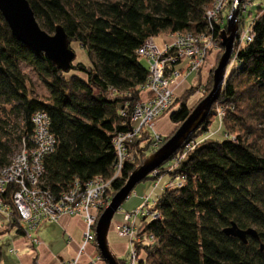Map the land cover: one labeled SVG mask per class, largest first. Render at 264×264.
<instances>
[{"label":"trees","instance_id":"trees-1","mask_svg":"<svg viewBox=\"0 0 264 264\" xmlns=\"http://www.w3.org/2000/svg\"><path fill=\"white\" fill-rule=\"evenodd\" d=\"M212 1L28 0L43 30L52 34L60 26L67 41L84 50L89 65L71 63L67 71L19 42L0 13V170L10 164L18 146L15 154L23 146L35 147L33 118L43 113L54 143L41 158L39 189L57 199L76 182L102 176L110 180L106 193L110 200L148 149L130 142L136 160L123 163L115 176L112 141L128 131L148 75L138 48L149 37L205 30L204 14ZM248 15L253 38L234 47L241 65L229 72L208 117L183 143L194 141L195 146L170 171L181 183L166 186L157 198L153 208L159 218L140 221L137 236L151 240L135 242L136 264H264V5ZM21 65L43 84L46 97L31 93ZM218 104L224 112L217 118L222 138L205 137ZM193 108L180 102L170 121L179 126ZM173 157L156 169L159 175L154 180L165 173ZM15 189L14 184L7 185L0 202L10 213L7 226L24 235L12 200ZM231 223L255 229L258 238L248 236L243 243L226 235L223 230ZM5 231L0 228V237ZM2 257L0 244V262Z\"/></svg>","mask_w":264,"mask_h":264},{"label":"built area","instance_id":"built-area-1","mask_svg":"<svg viewBox=\"0 0 264 264\" xmlns=\"http://www.w3.org/2000/svg\"><path fill=\"white\" fill-rule=\"evenodd\" d=\"M213 1L205 10L204 18L207 24L205 32L177 31L159 37H149L138 48L139 59L146 60L148 64V75L140 88V97L135 101L130 114L128 131L117 134L112 141L116 151L115 164L118 168L115 176L119 173L123 163L132 161L130 160L132 154L128 139L138 134L139 124L149 123L171 105V84L180 75V70L185 68L187 72L196 73L205 62L208 54L212 50H216L219 45L221 47L220 32L225 29L223 28L225 21L224 19L219 20L218 15L222 13L225 4L223 0ZM239 5V14L242 13L243 18L240 31L236 34L234 41L237 47L251 42L253 38L251 17L248 16V12L254 6L250 0H242ZM258 6L260 4H256L255 7ZM217 13L219 14L217 15ZM240 65L241 63L236 60L233 53L227 65V72L238 68ZM232 109L231 107L230 110ZM223 114L221 107L217 111V118L221 119ZM33 122L35 124V147L27 150L23 146L13 156L10 164L0 170V193L5 191L7 185H15L16 189L12 200L18 212L17 222L21 224L24 236L29 238L33 245L38 244V239L31 237L30 231L38 224L44 221H57L62 215L81 216L85 224L82 244L78 253L66 263L77 264L86 246L95 243L97 219L110 201L106 196L110 188V180L96 176L83 184L76 182L57 199L49 192L40 190L38 184L42 174L41 158L52 150L54 139L48 132L49 120L45 114H36ZM154 136L152 146L155 148V146L158 147L161 138L156 133ZM194 146V141L183 145L178 151L179 153L173 155L172 163L168 168L170 170L177 168L187 151ZM156 174L157 170H154L149 176L153 177ZM180 183L181 181L174 185L179 186ZM168 186L173 185L169 184ZM143 201L138 208L131 212H125L122 223L114 227L116 234L121 238H128L131 244L130 256L126 264H136L137 261L135 242L138 238L140 223L136 225V219L159 218L158 213L153 208L156 201H153V207L148 205V197H145ZM6 208L0 204V212L7 213ZM147 240L150 241L151 236H148ZM95 262L104 264L99 254H97Z\"/></svg>","mask_w":264,"mask_h":264},{"label":"water","instance_id":"water-1","mask_svg":"<svg viewBox=\"0 0 264 264\" xmlns=\"http://www.w3.org/2000/svg\"><path fill=\"white\" fill-rule=\"evenodd\" d=\"M240 1L234 0L231 14L226 19V27L220 32L223 52L212 72V85L208 94L197 103L163 145L145 158L130 173L124 185L113 195L108 205L99 215L95 225V244L105 264H119L107 241L111 221L116 212L120 210L121 205L131 194L134 187L145 180L161 164L168 161L189 136L203 124L212 106L220 97L228 73L227 65L234 53V41L238 29V4ZM0 13L11 34L19 42L35 52L44 54L60 69L69 70L75 58V53L68 46L67 36L62 27H56L52 34L43 30L38 24L28 0H0ZM223 232L226 235L238 238L243 243H246L248 236L258 238L255 229H240L235 223H231L230 226L224 228Z\"/></svg>","mask_w":264,"mask_h":264},{"label":"rangeland","instance_id":"rangeland-1","mask_svg":"<svg viewBox=\"0 0 264 264\" xmlns=\"http://www.w3.org/2000/svg\"><path fill=\"white\" fill-rule=\"evenodd\" d=\"M233 2H234V0H223L225 7H224L221 14L217 13V15L219 14L218 15L219 20L224 19L225 27H226V19L231 14V11H232ZM250 2L252 3V5L254 7L256 6V4L264 5V0H250ZM238 6H240V5L238 4ZM250 8H252V7H250ZM253 8L251 10H253ZM242 16H243L242 13L241 14L238 13L237 33H238V31H240V28H241V23H242L241 20L243 18ZM199 32H205V30H201ZM68 46L75 53V58H74L72 64H77L80 62V63H84L86 65H89V60L86 57L84 50L81 48L79 43H77L75 41H69ZM218 47H217L218 49L216 48V50H212L208 54L205 62L202 64V66H200L198 68L196 73L195 72H187V70L185 68L180 70V75L177 78H175V80H173V83L171 84V89H172V103H171V105L165 111H163L160 115H158L156 118L152 119L149 123L144 124V125L139 124L140 129H139L138 134H136V135H134L128 139L129 142H136V145L138 147L148 146V149L145 153V157H144L143 161L150 154H152L154 151H156L160 146H162L163 143L174 133L175 129H177V127H178L176 124H173L171 122L173 124V127H174L172 132L169 134H166V135H162L161 133H158L154 129L155 120H157L160 116H163V115H168V117H169L170 113L178 106V104L180 102H183V101L186 103V106L188 108H193L197 105V103L203 97H205L208 94V92L211 88V85H212V72L215 69V67L217 66L218 60H219V58L223 52L222 47H220V45ZM140 62L142 63V65L146 69L148 68V64H147L146 60L142 59V60H140ZM21 70L26 75V77L28 79V88L31 91V93L36 97H40V98L46 97L47 91H46L45 87L37 79V77L34 75V73L31 71V69L25 65H21ZM228 74H229V72L227 73V76H228ZM227 76H226V78H227ZM190 88H192V90H191V92H188ZM207 88H209V89L207 90ZM109 97H110V95H109ZM220 108H221V106L219 104L216 105V107H215L216 117H214L212 119V122L210 124V128H209L208 132L203 136H205V137L211 136L215 139H221L222 138V130L219 126V121L217 119V117H218L217 111ZM154 133H156L161 138V141L158 144V147L155 146V148L152 146L154 144V139H155ZM223 136H229V135L223 134ZM230 137L232 139H234L235 134H232ZM128 144H130V143H128ZM18 149H19V146H18V148H16L15 152ZM15 152L13 153L14 155H15ZM130 153L132 154V157H130V160L135 162V160H136L135 155H133V153L131 151H130ZM11 157H13V156H11ZM170 171H172V170L167 168L165 170V173L160 175V176H168L170 178V181H169V183H167L166 186H168L169 184L174 185V184L179 183L181 181L180 178L175 179V177H174V179H173V177L170 176ZM158 175H159V173L157 172V174L155 176H153V177L150 176L149 178H146V179L154 180V178L157 177ZM158 193H160L159 189H158ZM155 198H156V196H153L150 198L148 197V201H149L148 205L149 206L153 207L152 203L155 200ZM130 200H132V199H130ZM155 201H157V200H155ZM127 202H131V201L126 200L121 205L120 210L118 212H116V214L114 215L112 222H111V226L109 228L108 236H107V241H108L110 250L116 255V258L120 261H127L128 260V258L130 256V245L131 244H130V241L128 238H120L116 234L114 227L117 224L122 223V220H120L123 217L122 212L125 213V212H131L132 211V210L123 211L128 204ZM0 204H2V203H0ZM155 204H156V202H155ZM155 204H154V206H155ZM6 209H7L6 210L7 214L9 216L10 213H9L8 207ZM148 218L149 217H146V220H148ZM141 220H142V218H137L136 219V225H138ZM137 237L138 238L136 239V242L139 240H143L145 242H148L147 237H144V238H140L139 236H137ZM1 243L3 244L4 241Z\"/></svg>","mask_w":264,"mask_h":264},{"label":"crops","instance_id":"crops-1","mask_svg":"<svg viewBox=\"0 0 264 264\" xmlns=\"http://www.w3.org/2000/svg\"><path fill=\"white\" fill-rule=\"evenodd\" d=\"M173 128L168 115L160 116L154 122L155 131L162 135L171 133ZM169 181L168 176H161L158 180H143L127 197L126 200L131 202H127L123 211L138 208L145 197L156 196L155 200H157ZM122 219L123 217L120 220ZM8 222L7 213L0 212V228L6 230L0 237L3 251L0 264H66L78 253L85 230L81 216L62 215L57 221H44L30 231L31 237L38 239V244L33 245L29 238L17 233L15 227H8ZM97 254L99 253L96 244L90 243L79 257L77 264H99L95 262Z\"/></svg>","mask_w":264,"mask_h":264},{"label":"bare ground","instance_id":"bare-ground-1","mask_svg":"<svg viewBox=\"0 0 264 264\" xmlns=\"http://www.w3.org/2000/svg\"><path fill=\"white\" fill-rule=\"evenodd\" d=\"M241 2H239V4H240ZM238 9H239V6H238Z\"/></svg>","mask_w":264,"mask_h":264}]
</instances>
